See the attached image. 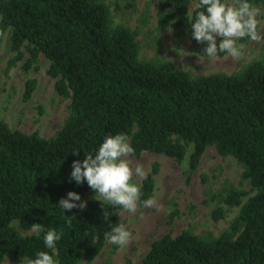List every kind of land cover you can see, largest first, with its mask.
<instances>
[{"label":"trees","instance_id":"1","mask_svg":"<svg viewBox=\"0 0 264 264\" xmlns=\"http://www.w3.org/2000/svg\"><path fill=\"white\" fill-rule=\"evenodd\" d=\"M250 3L264 6V0ZM189 4L157 0L156 29L186 23L192 34L195 12L189 13ZM138 21L147 23V10ZM8 29L14 53L8 67L21 60L27 71L43 55L54 90L69 100V112L50 137L10 128L0 119V263L8 256L11 264H25L39 251L58 264L89 263L98 255L111 231L103 211L115 226L121 224L122 208L95 196L87 181L70 180L71 166L86 153L94 156L107 136L123 133L133 155L148 151L185 160L188 177L213 145L219 155L236 159L241 180L250 184L249 190L224 186L211 195L223 204L211 209L213 221L238 207L220 234L166 233L151 243L142 264H264L263 60L232 73L199 75L167 61L141 60L137 30L114 23L104 0H0V43ZM205 47L198 48L204 56ZM34 87L35 79H27L25 98ZM156 172L155 163L141 179L139 207L152 196ZM70 191L81 197L75 203L87 202L85 209L59 207ZM177 214L173 208L168 225ZM67 216L75 217L71 227ZM37 223L45 229L39 236L30 228ZM49 229L63 230L55 250L44 244Z\"/></svg>","mask_w":264,"mask_h":264},{"label":"rangeland","instance_id":"2","mask_svg":"<svg viewBox=\"0 0 264 264\" xmlns=\"http://www.w3.org/2000/svg\"><path fill=\"white\" fill-rule=\"evenodd\" d=\"M104 1L110 6L114 23H126L137 30L138 57L141 60L167 61L173 68L193 75L232 73L253 60L264 61V42L257 43L244 38L238 41L245 45L239 60L223 53H218L220 59L212 60L198 52L201 43L192 38L186 23L180 26L172 24L158 31L155 23L157 0ZM194 3L195 0H190L189 13ZM253 5L260 10L257 19L261 25L258 31L264 33V6ZM146 10L148 21L140 23L138 18ZM9 33L10 29L3 34L0 43V119L10 128L28 133L37 131L43 137H50L62 126L69 112V100L54 90L55 79L49 75V62L43 55L27 71L23 69L21 60L8 67L14 55L10 48ZM31 78L35 79V87L30 96L25 98V82ZM128 159L133 169L141 164L146 172L156 163L154 190L150 198H155L157 205L162 208L158 211L156 207L138 206L135 214L122 209L120 220L132 233L130 243L124 247L118 246L115 250H112L113 244L106 243L91 262L81 261L79 264H107L108 259L110 264H142L151 243L166 233L174 236L182 230L190 229L196 234L212 232L218 235L236 215L238 207L230 208L222 219L213 221L210 211L216 203H222L211 200V195L221 191L224 186L250 189L248 180H241L242 166L232 156L219 155L213 145L207 146L198 167L189 177L185 160L177 162L163 153L144 151ZM133 182L140 185L141 178L134 175ZM95 196L99 197L98 194ZM173 208L178 210V214L172 224L168 225L167 216ZM0 264H11L9 257L6 256Z\"/></svg>","mask_w":264,"mask_h":264},{"label":"clouds","instance_id":"3","mask_svg":"<svg viewBox=\"0 0 264 264\" xmlns=\"http://www.w3.org/2000/svg\"><path fill=\"white\" fill-rule=\"evenodd\" d=\"M192 10L195 12V18L190 22L192 38L197 43L206 45L202 51L212 60L221 58L218 53L239 60L245 45L238 41L244 38L257 43L264 42V33L258 31L261 25V21L257 19L260 10L250 3V0H197ZM217 37L221 38L219 44ZM128 141L129 137L123 133L107 136L94 156L86 153L82 162L79 160L73 162L70 180L77 184L87 181L88 186L103 201L135 214L141 204L142 192L140 185L133 182V176L146 179L147 172L141 164H137L134 169L131 167V160L128 157L134 154L135 149ZM75 201H81V197L70 191L67 198L59 200V207L64 212L74 208L80 210L86 208L87 202L77 204ZM142 206L156 207L158 211L162 208L157 205L155 198L143 200ZM102 215L104 221L111 227V231L104 234L105 242L120 247L127 246L133 239L132 233L122 223L113 226L109 212L104 210ZM73 218L75 217L67 216L68 227L72 226ZM30 228L37 236L45 232L42 224H33ZM62 234V229L59 232L55 229L47 230L43 237L45 247L55 250L56 242L61 239ZM25 264H58V261L48 252L39 251L34 259H27Z\"/></svg>","mask_w":264,"mask_h":264}]
</instances>
